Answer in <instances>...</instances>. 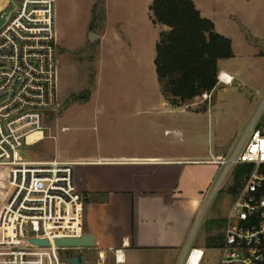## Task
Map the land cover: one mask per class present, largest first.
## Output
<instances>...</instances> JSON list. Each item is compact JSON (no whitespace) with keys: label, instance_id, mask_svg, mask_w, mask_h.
Returning a JSON list of instances; mask_svg holds the SVG:
<instances>
[{"label":"rangeland","instance_id":"rangeland-1","mask_svg":"<svg viewBox=\"0 0 264 264\" xmlns=\"http://www.w3.org/2000/svg\"><path fill=\"white\" fill-rule=\"evenodd\" d=\"M21 1L0 0V29L10 21ZM153 1H54L59 108L47 119L45 139L21 151L25 160H64L108 147L112 139L119 138L120 125L107 116L118 114L123 106L156 101L149 97L161 90L154 63L156 44L159 32L167 28L158 29L152 24ZM192 1L203 17L214 22L216 32L232 41L234 57L221 60L220 66L234 75V82L217 84L211 93L188 105L174 106L180 103L173 98H169L172 104L168 102L171 107L188 110L185 114L195 108L210 109L214 117H221L210 131L200 130L202 147L212 145L216 137L235 144L259 112L264 120V0ZM90 34L96 37L90 40ZM145 91L148 93H141ZM89 94L90 99L85 100ZM99 107L103 108L100 112ZM180 114L175 116L179 118ZM112 127L114 134H110ZM234 185L231 179L212 199L213 207L206 215L216 212L214 220L221 221L217 219L228 213ZM212 221L205 220L195 229L199 244L203 229L208 245L212 237L221 235L219 224L212 227ZM41 257L42 253L31 256L30 264H37ZM220 257V247L207 248L208 264H219ZM94 259L99 262L97 257ZM148 261L144 264L151 263Z\"/></svg>","mask_w":264,"mask_h":264},{"label":"built area","instance_id":"built-area-1","mask_svg":"<svg viewBox=\"0 0 264 264\" xmlns=\"http://www.w3.org/2000/svg\"><path fill=\"white\" fill-rule=\"evenodd\" d=\"M3 13V12H1ZM0 13V15H1ZM57 42L53 0H22L0 29V264H69L84 249L59 248L57 239L84 235L85 196L74 182V164L27 161L21 151L41 133L59 108ZM228 77V78H227ZM233 76L218 75L232 85ZM259 112L239 142L204 162L217 167L207 203L219 195L242 167L244 173L222 231L219 264H264V120ZM45 139V138H44ZM198 226V225H197ZM47 239L39 248L31 239ZM43 252H38V251ZM63 253H71L61 256ZM116 251V261L120 262ZM204 251L191 247L185 264H201Z\"/></svg>","mask_w":264,"mask_h":264},{"label":"crops","instance_id":"crops-1","mask_svg":"<svg viewBox=\"0 0 264 264\" xmlns=\"http://www.w3.org/2000/svg\"><path fill=\"white\" fill-rule=\"evenodd\" d=\"M221 72L234 77L219 61ZM149 97L156 101L123 106L118 114L106 117L120 125L119 138L112 139L110 146L61 160L74 164L75 185L85 196L84 232L95 238V246L82 251L87 264H144L145 260L185 264L191 247L203 250L201 264H208L207 248L222 243L228 213L217 219L223 220L222 225L214 220L218 213L206 215L213 207L207 203V192L217 167L204 162L210 154H225L233 142L216 137L212 145L202 147L199 140L200 133L210 131L221 117L215 118L210 109L195 108L185 114L188 110L171 107L161 90ZM205 220H213L212 227L219 224L221 241L209 240L208 245L204 229L200 244L196 241L195 229ZM116 251L123 262L116 261Z\"/></svg>","mask_w":264,"mask_h":264},{"label":"trees","instance_id":"trees-1","mask_svg":"<svg viewBox=\"0 0 264 264\" xmlns=\"http://www.w3.org/2000/svg\"><path fill=\"white\" fill-rule=\"evenodd\" d=\"M150 12L153 24L167 28L160 34L155 59L166 100L177 99L180 105H173L182 106L211 93L218 84L219 61L234 57L232 41L216 32L214 22L203 17L192 0H154ZM249 169L236 173L232 194ZM212 240L221 241V235Z\"/></svg>","mask_w":264,"mask_h":264},{"label":"water","instance_id":"water-1","mask_svg":"<svg viewBox=\"0 0 264 264\" xmlns=\"http://www.w3.org/2000/svg\"><path fill=\"white\" fill-rule=\"evenodd\" d=\"M96 37L93 34H90V40ZM30 243L39 247V248H48L50 247V242L47 239H31ZM55 244L59 248H70V249H87L93 248L95 246V238L93 235L84 233L81 238H67V239H57ZM65 261L69 264H87L85 256L82 252H77L72 257L66 258Z\"/></svg>","mask_w":264,"mask_h":264},{"label":"bare ground","instance_id":"bare-ground-1","mask_svg":"<svg viewBox=\"0 0 264 264\" xmlns=\"http://www.w3.org/2000/svg\"><path fill=\"white\" fill-rule=\"evenodd\" d=\"M53 1H55V0H53ZM224 75H228L229 77H230V75L229 74H227V73H223ZM228 78V77H227ZM41 133H39V134H36V135H33V136H31L30 138H29V140L30 141H33V140H43L44 138H42L41 137ZM120 262H123L124 260H122V258H123V256L120 254Z\"/></svg>","mask_w":264,"mask_h":264}]
</instances>
